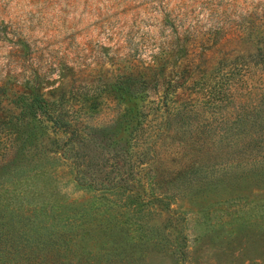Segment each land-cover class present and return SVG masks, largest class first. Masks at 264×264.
<instances>
[{"label":"rangeland","instance_id":"rangeland-1","mask_svg":"<svg viewBox=\"0 0 264 264\" xmlns=\"http://www.w3.org/2000/svg\"><path fill=\"white\" fill-rule=\"evenodd\" d=\"M263 35L264 0H0V96L32 89L63 95L83 112L85 131L112 137L98 138L107 151L125 145L132 108L148 114L136 157L144 158L159 128L162 141L181 142L170 147L181 149L178 162L166 154L156 164L180 170L190 161L200 170L171 198L174 218L154 220L171 244L137 248L130 256L137 264H264V166L237 179L243 165L264 161V62L256 46ZM138 73L162 83L132 100L109 92L122 75ZM180 111L184 117L175 118ZM17 157L10 153L7 163ZM233 162L245 164L232 169ZM132 174L140 176L138 168ZM6 192L17 203L29 197L56 205L100 195L82 189L64 165L18 179ZM144 229L132 228L134 239Z\"/></svg>","mask_w":264,"mask_h":264},{"label":"trees","instance_id":"trees-1","mask_svg":"<svg viewBox=\"0 0 264 264\" xmlns=\"http://www.w3.org/2000/svg\"><path fill=\"white\" fill-rule=\"evenodd\" d=\"M261 39L262 43L256 42L257 55L259 62H264V35ZM161 83L158 75L138 73L124 74L108 86L114 98L132 100L140 91L146 94L149 86L159 88ZM163 84L166 89L162 97H167L172 81ZM53 93L47 95L32 89L13 91L7 94V99L0 96V264H137V258L130 257L137 248L141 250L151 244L164 248L171 244L169 235L164 239L154 230V220L174 218L168 211L171 198L177 191L182 192L191 183L190 177L200 169L192 168L194 164L189 161L180 170H174L171 164L167 166L169 163L156 164L159 160L156 156L165 160L167 155H172L168 160L178 162L181 149L170 151V147H180L181 142L179 145L168 143L167 139L162 141L165 133L159 128L147 140V150H144V158L150 155L153 159L136 157L140 152L137 151L138 137L147 130L148 114L132 108L124 119L125 145L115 150L109 143L115 151H107L98 138L101 137L100 142H107L112 137L85 131L83 112H74L63 95ZM140 98L145 102L148 95ZM174 117L183 118L184 112ZM223 135L220 136L222 144L227 137ZM12 152L18 157L8 164L7 158ZM242 164L245 163L233 162L230 168L236 169ZM61 165L70 168L82 189L99 192L97 200L33 204L29 197L17 203L7 195L9 185L18 179L43 175ZM245 165L237 179L249 177L242 173L259 169L264 161L251 169ZM135 168L140 176L132 174ZM206 172L205 181L210 174ZM150 222L153 223L150 225ZM137 226L145 229L136 240L131 231ZM177 253L185 254L183 248Z\"/></svg>","mask_w":264,"mask_h":264}]
</instances>
